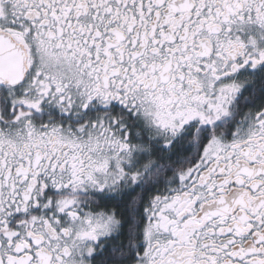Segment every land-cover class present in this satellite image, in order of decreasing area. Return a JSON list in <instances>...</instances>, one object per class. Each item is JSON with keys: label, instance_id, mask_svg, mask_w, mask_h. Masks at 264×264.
I'll list each match as a JSON object with an SVG mask.
<instances>
[{"label": "snow or ice", "instance_id": "6c2138e0", "mask_svg": "<svg viewBox=\"0 0 264 264\" xmlns=\"http://www.w3.org/2000/svg\"><path fill=\"white\" fill-rule=\"evenodd\" d=\"M0 264H264V0H0Z\"/></svg>", "mask_w": 264, "mask_h": 264}]
</instances>
